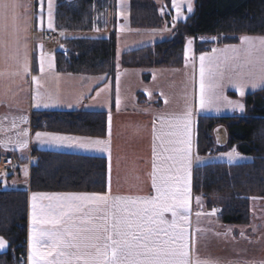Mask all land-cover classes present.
<instances>
[{
    "label": "crops",
    "instance_id": "obj_1",
    "mask_svg": "<svg viewBox=\"0 0 264 264\" xmlns=\"http://www.w3.org/2000/svg\"><path fill=\"white\" fill-rule=\"evenodd\" d=\"M155 2L159 4L162 15L169 11L166 3L172 4V0L168 2L166 0H155ZM21 3L28 5V8L26 13L23 8L17 10V14L21 16V19L17 21L20 25L19 56L22 59L25 50L27 51L29 70L27 73H23L21 69V75L19 76L14 78L6 76L0 79V154L12 155L18 163L17 167L7 172V178L12 173H15L17 177L14 180H7V187L17 188V184L27 183L25 189L28 191L27 251L23 264H31L28 259L29 252L35 250L34 245L30 249L29 242V235L34 232L31 221L32 193H99L109 194L113 197L155 196L156 193L151 181L153 126L155 124L156 135L161 139L165 141L174 139L175 137L169 135V133L175 131L173 125L176 122L173 118L183 115L186 107H191L192 110L191 153L193 165L189 184L188 234L190 239L194 241L193 258L208 261L211 264H264V236L250 235L249 233L243 236L241 235L243 228L239 225L214 224L206 209L202 207L198 209L194 205V167L201 163L202 158L195 151L197 116L199 114L232 115L243 113L244 96L250 93L244 89L248 86L243 88L244 94L241 95L240 90L229 82L228 77L231 75L234 80H240L241 78L249 80L254 76V73L250 74L247 71L241 76L239 69H234L231 73L227 69H222L225 78L220 87L215 89L216 94L221 98L215 100L211 106L202 109L199 102V58L204 55L217 56L223 59V55H232V53L222 54L219 50L229 46L242 48L244 46L241 44V40L237 44H224L215 53L213 51L197 52L194 42L190 49L189 60L183 59V64L179 67H120L114 81H111L105 75H85L83 73L58 71L55 65V55L62 48V40H60V46L55 49L49 50L45 45L44 33L56 29L54 21L49 27L47 1L43 0L42 6L39 0H21ZM57 3L58 0H52L51 21L55 19ZM128 3L129 0H123V2L116 0L115 10L110 12L109 17L114 19L116 30L120 19H125L129 25ZM120 4H122V8ZM171 7L175 10L172 5ZM176 8L180 10L182 8L181 4L177 3ZM173 14L171 19H173ZM25 15L27 17L26 30L23 27V17ZM9 25H11V20ZM112 25L106 28L111 29L110 32L113 29ZM129 27L138 29L130 25ZM9 32H11V27ZM244 36L264 37L263 35ZM6 38L9 41L12 39L11 36ZM16 51L17 46L11 43L7 49L0 47V71L10 73L16 70L15 61L11 59ZM41 57L45 61L43 72L40 68ZM49 60L53 62L54 67L52 69L47 67ZM148 70H151V73ZM148 75H150L149 80L143 79L144 76ZM161 75H163L162 78H160ZM34 77H37V79L34 80ZM152 77L157 78L156 85L153 89L145 88L144 84H150ZM128 93L130 95H127ZM230 93H234V95ZM117 99H119V104H117ZM228 101L233 103L229 104ZM37 103L40 104L39 107H36ZM45 104L48 106L45 107ZM237 104L243 105V109L237 107ZM45 109L103 111L106 113V132L103 136L91 137L49 130L33 131L31 127L33 110ZM109 116L111 117L110 121ZM20 117H25L26 122L21 120ZM25 131L28 133L26 136L22 135ZM37 132L91 138L93 140H110V151H101L97 148L85 150L63 144L42 143L36 137ZM20 142H26V147H20ZM156 143L162 155L167 156L169 153H164L163 149L159 148V139ZM165 146L172 147V145L167 144ZM35 150H54L104 157L107 161L106 189L102 192H31L29 188L30 168L31 162L37 158L34 154ZM196 157L200 158V162L195 159ZM160 162L167 163L164 160ZM198 212L201 215L198 216ZM165 218L171 220V213H165ZM252 228L251 231L254 232L255 230Z\"/></svg>",
    "mask_w": 264,
    "mask_h": 264
},
{
    "label": "trees",
    "instance_id": "obj_2",
    "mask_svg": "<svg viewBox=\"0 0 264 264\" xmlns=\"http://www.w3.org/2000/svg\"><path fill=\"white\" fill-rule=\"evenodd\" d=\"M167 2L169 0H166ZM116 0H58L55 28L65 32L62 48L56 52L55 65L60 72L105 75L114 81L120 67H179L183 64L186 40L223 34L221 43L237 44L244 35L264 36V0H195L194 12L173 28L172 38L130 50L117 61L116 26L110 19ZM129 25L133 28H162L170 21L173 9L162 15L155 0H129ZM116 22V19H115ZM114 23V24H113ZM113 24V25H112ZM113 29L107 37L86 32ZM207 43L195 42V50L204 52ZM234 95V93H230ZM244 111L232 115L199 114L195 125V151L211 155L219 148L212 129L227 128L229 144L251 160L238 163L207 162L194 167V205L208 211L217 207L224 224L245 223L250 218L253 197L264 198V88L244 96ZM33 131L49 130L84 136H103L106 113L103 111L33 110ZM30 168L31 192H102L106 189L107 161L104 157L35 150ZM199 198V199H197ZM28 230V191L0 189V236L8 249L0 252V264H22ZM24 260V259H23Z\"/></svg>",
    "mask_w": 264,
    "mask_h": 264
},
{
    "label": "snow or ice",
    "instance_id": "obj_3",
    "mask_svg": "<svg viewBox=\"0 0 264 264\" xmlns=\"http://www.w3.org/2000/svg\"><path fill=\"white\" fill-rule=\"evenodd\" d=\"M39 3L42 6L43 0H39ZM172 6L177 7V0H172ZM20 8L26 13L28 5L21 3V0H0V47L7 49L10 43L17 46L16 53L11 56L16 70L10 73L0 71V79L19 76L21 69L23 73L29 70L27 51L25 50L22 59L19 56L20 25L17 21L21 16L17 14V10ZM48 8L51 27V0ZM187 11H192L191 0H187ZM23 19L26 30V15ZM8 36H11V41L6 38ZM240 40L244 46L242 48L229 46L219 50L222 54L232 53L223 55V59L217 56H200L199 102L202 109L221 98L215 89L220 87L225 78L222 69H227L229 73L239 69L241 76L245 71L255 73L249 80H234L229 75V82L240 90L241 95L248 84L253 88L264 85V37L243 36ZM191 43L189 40L188 44ZM217 51L213 49L214 53ZM44 63V58L41 57V72L44 71ZM47 67H54L51 60L47 62ZM39 106L37 103L36 107ZM236 106L243 109L241 104ZM191 117V107H186L183 115L174 117L175 131L169 135L175 138L167 141L156 135L155 124L153 126L151 181L155 196L32 193L31 221L34 232L29 235V242L30 249L34 245L35 250L29 252L31 264H211L193 258L194 241L188 234L189 184L193 165ZM20 119L26 122L25 117ZM27 134L26 131L22 133L25 136ZM36 137L42 143L110 151V140L61 136L47 132H37ZM158 139L159 148L164 153H169L167 156H163L158 149ZM166 144L172 147H166ZM20 147H26V142H20ZM232 155L233 153H228L230 159ZM195 159L198 161L199 157ZM161 160L167 163H161ZM165 213H171V220L165 218ZM197 215L201 213L198 212ZM6 246L7 242L0 237V249Z\"/></svg>",
    "mask_w": 264,
    "mask_h": 264
},
{
    "label": "rangeland",
    "instance_id": "obj_4",
    "mask_svg": "<svg viewBox=\"0 0 264 264\" xmlns=\"http://www.w3.org/2000/svg\"><path fill=\"white\" fill-rule=\"evenodd\" d=\"M47 1V5L49 4V0ZM66 1H73V0H66ZM123 2V0H121ZM193 2L194 0H191V5H192V11L189 12L187 11V0H177V3H180L182 8L178 10L175 8L174 14H173V19L171 20L170 24L164 25L162 28L159 29H154V30H147V29H132L129 27L127 21L125 19H120L118 21V28H117V43H116V48H117V61L119 62L123 53L129 50L141 48L150 44H154L156 42L168 40L172 38L173 36V28L176 25V23L180 20H184L189 14H191L194 10L193 7ZM52 4V0H51ZM172 5V4H171ZM122 8V4H120ZM52 8V5H51ZM49 10V8L47 7ZM186 11H182V10ZM179 13V15H178ZM175 18V19H174ZM55 23V19L52 20V23ZM166 29V30H165ZM111 29H95L90 32H86L87 35L93 36V37H107L109 35ZM191 40L192 43L189 45L188 41ZM45 45L47 48L50 49H55L60 46V40H55V41H45ZM192 44H194V39L190 38L186 40V46H185V53H184V60L188 61V57L190 56V49L192 48ZM151 73V70H148ZM255 75V73H254ZM149 76H144L143 79L149 80ZM163 75L160 76L162 78ZM37 79V77H36ZM157 83V78H153L151 80L150 84H144L145 88L148 89H153V87ZM248 88L244 90H248L246 92H255L258 89L264 87V85H261L259 87L253 88L251 84L247 85ZM127 95H130L129 93ZM230 142V141H229ZM233 149H235V152H233ZM228 153H233L232 158L230 159L228 156ZM203 158V157H202ZM201 158V163L198 164H203L207 162H230V163H238V162H245L251 160V156L240 154L236 151L235 145L228 144L223 150L217 151L211 155L205 156V158ZM200 159V158H199ZM200 162V160H198ZM8 180L9 179H16V174L12 173L8 175ZM208 211V210H207ZM210 214V218L214 222V224H222L219 221L218 214L216 212L213 213V210L208 211ZM230 225H239L242 229L241 235L245 236L248 233L250 235H259V236H264V198L261 197H253L251 201V208H250V218L247 222L245 223H237V224H230ZM232 227V226H231ZM252 229L255 231L252 232ZM233 229V228H232ZM249 229V230H248ZM240 234V233H239ZM2 237V236H0ZM261 237V238H262ZM6 242L7 246L4 249H0V252H4L8 249V241L2 237Z\"/></svg>",
    "mask_w": 264,
    "mask_h": 264
},
{
    "label": "water",
    "instance_id": "obj_5",
    "mask_svg": "<svg viewBox=\"0 0 264 264\" xmlns=\"http://www.w3.org/2000/svg\"><path fill=\"white\" fill-rule=\"evenodd\" d=\"M213 138L218 147H225L229 143V133L225 126L217 125L212 130ZM17 188L25 189L27 188V183H19L17 184Z\"/></svg>",
    "mask_w": 264,
    "mask_h": 264
},
{
    "label": "built area",
    "instance_id": "obj_6",
    "mask_svg": "<svg viewBox=\"0 0 264 264\" xmlns=\"http://www.w3.org/2000/svg\"><path fill=\"white\" fill-rule=\"evenodd\" d=\"M55 33L47 34V38H54ZM16 166V161L12 156L0 155V172L3 173L6 170Z\"/></svg>",
    "mask_w": 264,
    "mask_h": 264
},
{
    "label": "bare ground",
    "instance_id": "obj_7",
    "mask_svg": "<svg viewBox=\"0 0 264 264\" xmlns=\"http://www.w3.org/2000/svg\"><path fill=\"white\" fill-rule=\"evenodd\" d=\"M229 133V132H228ZM229 138H230V135H229ZM230 141V140H229Z\"/></svg>",
    "mask_w": 264,
    "mask_h": 264
}]
</instances>
